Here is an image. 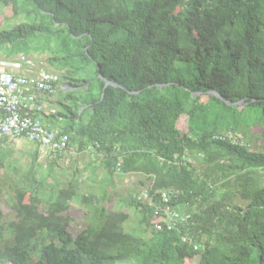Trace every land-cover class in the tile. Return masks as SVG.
<instances>
[{
    "label": "trees",
    "instance_id": "trees-1",
    "mask_svg": "<svg viewBox=\"0 0 264 264\" xmlns=\"http://www.w3.org/2000/svg\"><path fill=\"white\" fill-rule=\"evenodd\" d=\"M1 8L18 23L0 31V48L47 53L72 87L61 131L79 151L104 153L110 178L100 196L80 197L91 216L74 237L64 212L80 180L46 191L36 151L16 190V220L5 222L0 208V264H264V150L250 147L264 137V0H0ZM99 74L122 87L105 86ZM229 131L235 141L214 138ZM9 150L1 148L0 168ZM115 174L149 182L154 203L136 194L128 201L137 231L125 229L128 212L106 205ZM165 191L191 217L158 231ZM187 233L194 243L182 240Z\"/></svg>",
    "mask_w": 264,
    "mask_h": 264
},
{
    "label": "rangeland",
    "instance_id": "rangeland-1",
    "mask_svg": "<svg viewBox=\"0 0 264 264\" xmlns=\"http://www.w3.org/2000/svg\"><path fill=\"white\" fill-rule=\"evenodd\" d=\"M82 0H77L80 2ZM11 9L6 8L2 10L0 9V31L4 29H11L17 23L18 20L13 19L11 16ZM24 53H27L31 58L34 59L37 66L44 67L47 69L53 70L52 67H49L46 63V52H36L35 45L32 44L28 47H24ZM9 52V49L6 47L0 48V56H6ZM13 53L11 56H15L18 54L16 51H11ZM54 71V70H53ZM87 71L94 76V66H88ZM86 72L82 73V75H86ZM64 92L60 91L58 94L60 98L59 108L62 109V101L64 102L63 97ZM206 100L207 98L204 97ZM87 119H85V122ZM50 127H58L59 125L56 123H48ZM187 120L186 118H182L180 121V128L185 131L187 129ZM261 132L260 127L255 126L251 128V136L253 134H259ZM2 136H0V151L2 149L9 148V152L7 157L3 161V166L0 168V208L4 214V221L10 222L12 220H16L15 210H14V201L17 187L24 186L27 181L24 179V174L29 170L32 162L33 155L36 151H38V163L42 164V168L40 166L36 167V174L38 177L47 178L48 184L45 186L46 191H49V188L52 186L59 184L64 185L68 182L72 177H77L81 175L80 173L74 172L75 164H77L74 160L75 157L72 155L65 158V155L62 157H58L57 159L50 157L48 155V151L38 147V145L26 138H13L9 137L2 141ZM248 138L247 136L245 137ZM250 138V137H249ZM245 139V142H246ZM249 140V139H248ZM250 147L253 150L263 151L264 150V137L261 139L253 138L250 141ZM58 154V153H57ZM1 155V154H0ZM193 160V159H192ZM81 164L85 165L87 163V159L81 158L79 160ZM195 161V160H194ZM53 163L54 167L50 171L49 165ZM13 166V167H12ZM48 167V168H47ZM99 174L95 176V178L87 179L85 174H82L81 181H79V190L78 194L74 197L72 201L68 203V208L64 212L65 215H68L71 220L69 223V231L75 237L81 231H83L87 224L89 223L91 216V208L83 205L79 200L83 194L86 193H95L98 196L102 194L104 189L109 184L107 178H110L107 170L105 168L100 169ZM100 177L106 178V180L102 181ZM114 185L108 194L107 207L110 210L114 211H124L129 213V220L125 223V229L127 231L133 232L137 231L138 227L136 225L137 213L136 211L129 205L128 201L130 197L134 194H139V192L148 187V181H141L137 177L136 174H115L113 176ZM264 179V178H263ZM45 191V192H46ZM28 198V196H27ZM234 202L240 206L246 205L247 201L243 200L240 197H236ZM56 204H67L65 200H56ZM41 211L44 210L43 206L40 208ZM199 258L196 257L194 259L188 260L187 264H197ZM117 264H136L132 260L121 261Z\"/></svg>",
    "mask_w": 264,
    "mask_h": 264
},
{
    "label": "built area",
    "instance_id": "built-area-1",
    "mask_svg": "<svg viewBox=\"0 0 264 264\" xmlns=\"http://www.w3.org/2000/svg\"><path fill=\"white\" fill-rule=\"evenodd\" d=\"M60 84L59 73L37 66L26 53L0 57V136L26 138L55 154L67 151L70 148L69 135L48 126L43 120L44 100L55 93ZM214 138L236 140L231 131L216 134ZM98 155L104 157L102 152ZM121 166L119 160L115 165L117 172L121 171ZM171 195L172 191L162 192L160 202L156 205L154 227L158 231L173 230L191 217L171 204ZM135 196L139 200L154 203V196L147 189ZM182 240L194 243L190 233L184 234ZM194 248L198 246L194 244Z\"/></svg>",
    "mask_w": 264,
    "mask_h": 264
},
{
    "label": "crops",
    "instance_id": "crops-1",
    "mask_svg": "<svg viewBox=\"0 0 264 264\" xmlns=\"http://www.w3.org/2000/svg\"><path fill=\"white\" fill-rule=\"evenodd\" d=\"M15 56H0V57H15ZM70 88L72 87L66 84L65 81H61V84L59 88L57 89V91L53 93L52 95L47 96L44 100V108H45V111L43 114L44 122L47 125L48 123H52V124L56 123L59 125L58 127H52V128L62 130L64 126L63 118H61L58 115V113L60 112L59 105L61 102L58 94L60 93V91H63L65 94V92L69 90ZM64 94H63V97H64ZM48 152H49L48 155H50V157L55 158L56 156L55 153L51 151H48ZM64 155H65V158L66 157L68 158L69 155L70 156L72 155L73 157H75L74 160L77 164H75L74 172L80 173L81 175L85 174V177L87 179L95 178V176L99 174V171H101L100 169L104 168L103 164H101V157L96 153L95 148L93 147L87 150L79 151L77 144L70 143V148L67 151L62 152L61 154L62 157ZM81 158L87 159V163L85 165L81 164V162L79 161L81 160ZM81 175L76 177L80 181H81V177H80ZM137 177L140 178L139 175H137ZM100 178L102 179V181H104V177H100Z\"/></svg>",
    "mask_w": 264,
    "mask_h": 264
},
{
    "label": "water",
    "instance_id": "water-1",
    "mask_svg": "<svg viewBox=\"0 0 264 264\" xmlns=\"http://www.w3.org/2000/svg\"><path fill=\"white\" fill-rule=\"evenodd\" d=\"M99 77L102 78V79L104 80V82H105V86H108V85L121 86V85H119V84L116 83V82H113V81L108 80V79H107L106 77H104L102 74H99ZM66 84L69 85V83H66ZM121 87H122V86H121ZM211 93H212V94H215L216 96H218V97L222 98L223 100H225L224 97H222L217 91H211ZM227 102H228L229 104H233L231 101H227Z\"/></svg>",
    "mask_w": 264,
    "mask_h": 264
}]
</instances>
